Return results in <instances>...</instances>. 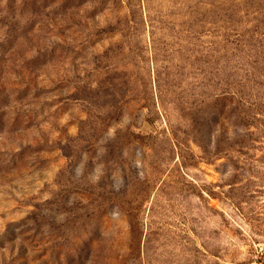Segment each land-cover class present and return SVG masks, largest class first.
Listing matches in <instances>:
<instances>
[{
	"label": "rangeland",
	"instance_id": "obj_1",
	"mask_svg": "<svg viewBox=\"0 0 264 264\" xmlns=\"http://www.w3.org/2000/svg\"><path fill=\"white\" fill-rule=\"evenodd\" d=\"M255 26L264 0H0V264H264Z\"/></svg>",
	"mask_w": 264,
	"mask_h": 264
},
{
	"label": "trees",
	"instance_id": "obj_2",
	"mask_svg": "<svg viewBox=\"0 0 264 264\" xmlns=\"http://www.w3.org/2000/svg\"><path fill=\"white\" fill-rule=\"evenodd\" d=\"M257 26H255L254 28H253V30L251 29V31H250V35H251V39H250V41L252 42V40L254 41H256L258 44H260L262 41H264V27H259V28H256ZM241 41H242V43L244 44V45H250V44H248L247 42H246V38H241ZM260 42V43H259ZM247 47H249V46H247ZM248 50H249V48H248ZM217 98V96H207V99H209V101H212V100H214V99H216ZM243 104H244V102H243ZM243 104H240V105H243ZM214 108V107H213ZM240 109H239V111H240V116H242V112L244 113V115H247L246 116V118H247V122H249V120L250 119H252L251 118V116H249V113L247 112V114H245V112L246 111H249L250 110V108H246L245 106H241V107H239ZM217 114H218V116H221L222 115V108L220 107V108H217ZM239 116V117H240ZM247 125H249V124H247Z\"/></svg>",
	"mask_w": 264,
	"mask_h": 264
}]
</instances>
